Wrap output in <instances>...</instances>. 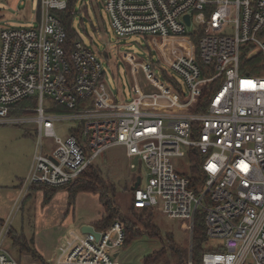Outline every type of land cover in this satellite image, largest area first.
Returning a JSON list of instances; mask_svg holds the SVG:
<instances>
[{
	"label": "built area",
	"instance_id": "1",
	"mask_svg": "<svg viewBox=\"0 0 264 264\" xmlns=\"http://www.w3.org/2000/svg\"><path fill=\"white\" fill-rule=\"evenodd\" d=\"M36 1L37 26L0 32V122L36 126L21 195L32 185L66 186L107 149L121 146L147 170L145 184L133 189L136 208L160 207L168 218L182 220L190 237L195 214L203 211L207 239L219 244L203 254L202 264H264V75L239 71L243 53L264 55V0H101L118 38L148 37L162 54L169 46L173 52L165 63L183 89L179 97L153 75L152 65L124 55L141 66L155 91L135 85L123 101L102 80L104 70L91 49L77 41L66 55V32L53 12L66 9L67 0ZM198 58L212 67V76L203 75ZM217 78L222 84L206 111L194 112L203 87ZM28 98L37 99L26 108L35 115L10 118V109ZM45 99L67 109L78 100L88 103L79 113L59 115ZM61 121L83 122L82 143L72 134H55ZM190 148L204 156L199 195L174 164L186 161ZM95 231L98 238L80 230L46 264H120L112 251L124 240L122 224ZM27 258L30 263L13 257L0 241V264H41Z\"/></svg>",
	"mask_w": 264,
	"mask_h": 264
},
{
	"label": "rangeland",
	"instance_id": "2",
	"mask_svg": "<svg viewBox=\"0 0 264 264\" xmlns=\"http://www.w3.org/2000/svg\"><path fill=\"white\" fill-rule=\"evenodd\" d=\"M36 8V0H14V3L0 0V32L8 27L37 26ZM73 27L82 43L98 57L104 70L103 81L119 101L129 100L132 87L136 84L144 92L155 91L141 66H133L123 59L124 55H130L136 64L151 62L158 64L153 70V75L164 85L166 81L161 69L178 82L180 81V78L167 69L165 63V58L173 52L169 46L166 53L162 54L148 37L118 38L111 27L110 18L101 0H78L74 5ZM106 51L107 58L104 57ZM45 101L50 106L51 101L49 99ZM34 115L33 111H28L21 115L14 114L10 118H27ZM76 122H56L55 134L60 138L67 137L71 134L70 131ZM35 129L34 124L0 122V241L8 253L24 263H30V259L27 258L29 254L20 255L19 248L12 245L11 239L7 236L9 228L23 234L31 247L49 260L58 258L68 242L80 233L82 224L93 227V223L100 219L102 214L98 197L92 193H78L71 205L68 204V196L64 190H58L48 202H44L41 191L31 192L30 187L28 190L23 189V192L26 191L23 197L19 196L20 180L26 169L31 166L35 153ZM43 143L54 147L53 140L50 138H44ZM95 162L104 181L114 186L115 202L120 214L131 217L133 186L137 179H140L141 187L145 184L146 168L138 158L128 159L125 149L121 146L107 149ZM183 162L174 161V164L186 172L188 163ZM131 165L134 168H131ZM153 221L159 229L160 240L145 234L128 243L123 240L122 244L112 251L120 264H143L145 256L162 247L166 248V233L172 234L178 246L188 249L189 262L192 236L190 237L184 229L182 220L168 218L162 213L160 207H155ZM137 225L141 230L142 227ZM217 244L219 240H209L207 248L211 249Z\"/></svg>",
	"mask_w": 264,
	"mask_h": 264
},
{
	"label": "trees",
	"instance_id": "3",
	"mask_svg": "<svg viewBox=\"0 0 264 264\" xmlns=\"http://www.w3.org/2000/svg\"><path fill=\"white\" fill-rule=\"evenodd\" d=\"M78 0H67V7L62 11H54L53 14L60 20L66 32V39L64 43V50L66 55L72 50L75 42L81 41L75 28L74 22V5ZM36 17L39 18V10L36 9ZM194 43L198 44V37H192ZM82 42V41H81ZM250 46L246 47V51ZM245 51V52H246ZM104 57L107 58V51L104 52ZM204 76H212L214 71L212 67L203 65L200 59H197ZM158 63V62H157ZM152 65L153 70L158 64L149 63ZM160 69V68H159ZM239 71L241 74L249 76L260 77L264 75V55H255L248 58L247 53H243L240 57ZM166 84L172 88L179 97L183 96V89L180 83L171 77L164 69H161ZM104 79V74L103 78ZM222 84V78H217L207 83L200 96L199 102L194 108V112L203 113L206 111V106L210 101L213 94L218 90ZM115 100L119 101L117 98ZM88 103L85 100H78L77 106L74 109H67L56 103L51 102L49 111L55 114L66 113L75 114L79 113L83 106ZM37 105L36 98H28L19 101L13 109H10V115H21L26 111V108H34ZM82 129L83 122L78 121L77 126L72 128L70 133L74 135L77 140L82 143ZM204 156L196 148H190L187 151L186 161L188 163V170L182 175L189 181V186L192 191L199 195L203 183L204 174L202 171V163ZM30 191H41L44 202H48L58 190H64L68 196V204L74 203L75 197L78 193H92L97 195L98 202L102 209L100 219L93 223V228L97 231H106L115 223L120 222L123 226L124 242L128 243L137 237L145 234L152 238L160 240V232L153 221V209L151 208H136L131 201L130 215L131 217L122 216L116 206L115 202V189L113 184L106 183L103 179L102 173L96 162L90 163L84 171H82L71 183L62 187H50L46 185H32ZM139 224L142 229L138 227ZM7 236L11 239L12 245L19 248L20 255L28 253L33 260L46 264V260L31 247L23 234L17 233L14 229L9 228ZM208 239L205 231L204 213L198 210L194 217V229L192 235V246L190 259L192 264H202V257L207 248ZM166 248L162 247L158 251L152 252L143 259V264H187L189 259V251L187 248L178 246L171 233L165 234Z\"/></svg>",
	"mask_w": 264,
	"mask_h": 264
},
{
	"label": "water",
	"instance_id": "4",
	"mask_svg": "<svg viewBox=\"0 0 264 264\" xmlns=\"http://www.w3.org/2000/svg\"><path fill=\"white\" fill-rule=\"evenodd\" d=\"M184 19H185L187 25H189V16H185ZM139 184H140V179H137L136 183L133 186V189H136L139 186ZM80 230H81L82 233H87V234L94 235L95 238L99 237V233H97L94 230V228L92 226H90V225H82Z\"/></svg>",
	"mask_w": 264,
	"mask_h": 264
},
{
	"label": "crops",
	"instance_id": "5",
	"mask_svg": "<svg viewBox=\"0 0 264 264\" xmlns=\"http://www.w3.org/2000/svg\"><path fill=\"white\" fill-rule=\"evenodd\" d=\"M8 1H10V2H12V3H14V0H8ZM11 4V3H10ZM37 9V8H36ZM137 85V84H136ZM137 87L139 88V86L137 85ZM141 91H143L141 88H139ZM33 159V158H32ZM31 163H32V161H31ZM31 167V166H30ZM30 167L28 168V169H26L27 171L26 172H24V176H26L27 175V173H29V169H30ZM24 176H23V178H21V180H20V183H19V187H20V194H19V196L21 195V183H22V181L25 179L24 178ZM20 197H23V195H21ZM83 225V224H82ZM81 225V226H82ZM80 226V227H81ZM44 258V257H43ZM45 259V258H44ZM49 259V258H48ZM46 260V259H45ZM50 260V259H49Z\"/></svg>",
	"mask_w": 264,
	"mask_h": 264
}]
</instances>
